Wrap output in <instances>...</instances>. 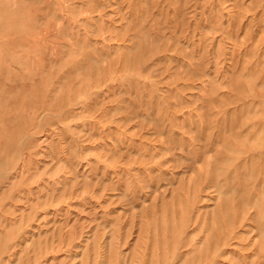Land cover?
<instances>
[{"label": "rangeland", "instance_id": "374dc122", "mask_svg": "<svg viewBox=\"0 0 264 264\" xmlns=\"http://www.w3.org/2000/svg\"><path fill=\"white\" fill-rule=\"evenodd\" d=\"M264 0H0V264H264Z\"/></svg>", "mask_w": 264, "mask_h": 264}, {"label": "bare ground", "instance_id": "6f19581e", "mask_svg": "<svg viewBox=\"0 0 264 264\" xmlns=\"http://www.w3.org/2000/svg\"><path fill=\"white\" fill-rule=\"evenodd\" d=\"M264 87V86H263Z\"/></svg>", "mask_w": 264, "mask_h": 264}]
</instances>
